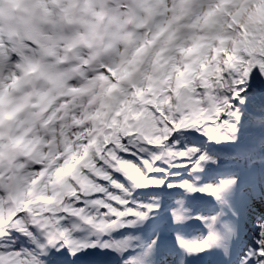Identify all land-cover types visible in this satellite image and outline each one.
I'll return each mask as SVG.
<instances>
[{
  "label": "clouds",
  "instance_id": "9594fccd",
  "mask_svg": "<svg viewBox=\"0 0 264 264\" xmlns=\"http://www.w3.org/2000/svg\"><path fill=\"white\" fill-rule=\"evenodd\" d=\"M258 54L264 0H0V230L39 218L47 264L80 159L133 131L163 153L166 121L226 102Z\"/></svg>",
  "mask_w": 264,
  "mask_h": 264
},
{
  "label": "snow or ice",
  "instance_id": "6c2138e0",
  "mask_svg": "<svg viewBox=\"0 0 264 264\" xmlns=\"http://www.w3.org/2000/svg\"><path fill=\"white\" fill-rule=\"evenodd\" d=\"M258 58L262 63L254 64L247 78L241 73L235 74L237 82L226 102L210 103L206 109L187 113L179 120L166 121L170 135L164 141L166 151L163 153L158 146L148 145L154 153L150 156L143 145L134 146L132 140L136 133L133 131L129 137H117L106 147L97 148L90 158L80 159L76 180L89 191L86 194L77 192L72 197L79 199L66 212L78 217V221L51 249L47 264H63V250L76 258L72 264H78L80 255L89 248L113 252L121 264H153L150 259L153 254L160 257L161 264H168L166 257L174 258L172 264H177L175 258L178 264H184L185 256H196L212 249L217 250L220 264H264V218L257 225L258 238L251 241L241 238L239 220L225 219L229 212L233 217L240 213L235 195L246 180L241 177L239 162H253L254 149L243 143L233 151L215 147L237 144L241 129L247 124L259 120L264 126V105L253 109L245 120V113L236 103L245 104L250 81L264 72V56L258 54ZM261 146L264 147V139ZM225 160L238 163L236 167H226L222 164ZM121 176L125 180H121ZM247 183L254 187L251 181ZM140 188L160 192L179 190L191 198L192 206L172 207L169 225L159 195L142 200L135 195ZM197 193L200 195L196 196ZM209 197L214 205L205 208L202 201ZM190 220L202 222L206 234L201 233L198 238L186 235L182 228ZM41 223L43 221L37 218L31 225L21 224L12 231L0 230V264H39L33 248L41 249L36 238ZM140 224H145L148 233L145 237L134 232L119 237L113 235L123 229H135ZM165 226L172 228L174 243L162 238ZM106 236L108 239L104 238ZM25 242L32 247H27Z\"/></svg>",
  "mask_w": 264,
  "mask_h": 264
},
{
  "label": "rangeland",
  "instance_id": "374dc122",
  "mask_svg": "<svg viewBox=\"0 0 264 264\" xmlns=\"http://www.w3.org/2000/svg\"><path fill=\"white\" fill-rule=\"evenodd\" d=\"M256 91L264 92V79H261L260 77L254 78L250 81V87L248 88V98L245 101L244 105H240L239 101H237V107L240 106L242 111H249L251 108L255 107L257 108L259 106V101H252L251 97L256 93ZM246 113V112H245ZM248 115V114H246ZM248 116H245L244 119L246 120Z\"/></svg>",
  "mask_w": 264,
  "mask_h": 264
},
{
  "label": "trees",
  "instance_id": "16d2710c",
  "mask_svg": "<svg viewBox=\"0 0 264 264\" xmlns=\"http://www.w3.org/2000/svg\"><path fill=\"white\" fill-rule=\"evenodd\" d=\"M252 101H259V106L257 108H259L260 106L264 105V92H256L254 95H252L251 97ZM255 109V107L251 108V110Z\"/></svg>",
  "mask_w": 264,
  "mask_h": 264
}]
</instances>
